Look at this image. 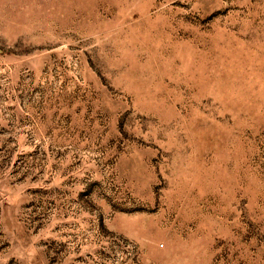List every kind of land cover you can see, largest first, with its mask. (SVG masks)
<instances>
[{"label": "rangeland", "instance_id": "374dc122", "mask_svg": "<svg viewBox=\"0 0 264 264\" xmlns=\"http://www.w3.org/2000/svg\"><path fill=\"white\" fill-rule=\"evenodd\" d=\"M0 264H264V0H0Z\"/></svg>", "mask_w": 264, "mask_h": 264}]
</instances>
